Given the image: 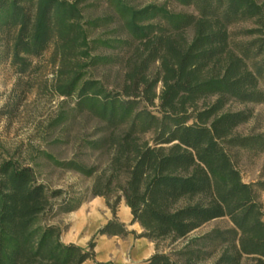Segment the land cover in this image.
I'll list each match as a JSON object with an SVG mask.
<instances>
[{"label":"trees","instance_id":"obj_1","mask_svg":"<svg viewBox=\"0 0 264 264\" xmlns=\"http://www.w3.org/2000/svg\"><path fill=\"white\" fill-rule=\"evenodd\" d=\"M87 1L104 3L109 13L86 18L82 4ZM173 1L193 7L195 14L156 4L139 8L129 0H0V61L9 59L16 73L25 74L54 41L57 95L74 99L77 113L103 125L100 136L81 140L108 153L103 167L49 158L57 167L92 178L90 195L104 198L113 215L86 248L65 244L61 237L68 227L50 221L76 211L82 199L49 190L30 165L1 160L0 264L94 261L97 235L128 234L114 217L121 200L132 223L143 229L137 237L155 244L144 264H264V180L244 182L230 153L234 148L264 153V135L234 133L250 119V110L222 111L231 100L264 103L259 84L264 4ZM244 21L255 25L246 33L258 38L232 43L228 27ZM110 25L112 36L91 37ZM99 48L116 53L92 54ZM112 64L121 68V82L108 91L86 69ZM223 218L231 228L193 236ZM163 241L182 245L164 253Z\"/></svg>","mask_w":264,"mask_h":264},{"label":"rangeland","instance_id":"obj_2","mask_svg":"<svg viewBox=\"0 0 264 264\" xmlns=\"http://www.w3.org/2000/svg\"><path fill=\"white\" fill-rule=\"evenodd\" d=\"M129 1L139 8L156 4L165 5L175 13L195 14L193 7L179 5L173 0ZM256 1L264 4V0ZM82 6L86 18H96L109 13L108 8L102 2L87 1ZM114 25L93 31L91 37L108 38L112 36ZM253 28L255 25L250 21L238 22L229 26L230 41L245 43L258 38L259 34L246 33L247 30ZM186 37H191L190 30H187ZM115 53L113 50L99 48L92 54L107 56ZM31 62L30 71L20 75L16 73L9 59L0 61V161L11 159L20 165L32 166L38 180L44 183L49 190L60 189L63 192L77 195L82 199L83 205L95 198L89 193L92 178L83 177L73 171L55 166L49 156L60 162L76 159L87 167H103L109 158L108 153L87 148L81 141L100 136L103 125L87 113H77L73 107L74 99L57 95L55 88L59 57L55 53L54 41L39 58L32 59ZM86 70L89 72V77L100 80L108 91L117 90L119 87L121 68L118 65H100ZM259 84L261 88H264V80H260ZM159 88L160 86L157 88V93ZM213 100H208V103ZM243 110H250L252 115L247 122L236 127L234 133L241 137L264 135V103L240 104L231 100L222 111ZM144 138L150 139V135ZM230 153L244 182L264 180V153L236 148L231 149ZM70 218V213H58L50 222L61 227H68ZM231 227L226 218L217 219L206 223L195 231L193 236L203 235L216 228L224 230ZM181 245V242L171 245L169 241H163L159 244V250L170 253L178 250ZM204 264H211V261H206Z\"/></svg>","mask_w":264,"mask_h":264},{"label":"crops","instance_id":"obj_3","mask_svg":"<svg viewBox=\"0 0 264 264\" xmlns=\"http://www.w3.org/2000/svg\"><path fill=\"white\" fill-rule=\"evenodd\" d=\"M264 203V194L261 196ZM68 228L61 239L65 244H75L86 248L97 231L113 219L111 210L101 197H95L70 213ZM125 226V236L97 235L94 239V261L86 260L82 264H144L156 251L150 240L137 237L143 232L138 223H132L130 209L124 201L119 203L114 216Z\"/></svg>","mask_w":264,"mask_h":264}]
</instances>
